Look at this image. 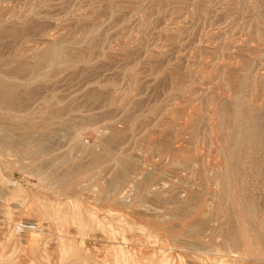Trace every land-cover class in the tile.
Returning <instances> with one entry per match:
<instances>
[{
    "label": "rangeland",
    "instance_id": "rangeland-1",
    "mask_svg": "<svg viewBox=\"0 0 264 264\" xmlns=\"http://www.w3.org/2000/svg\"><path fill=\"white\" fill-rule=\"evenodd\" d=\"M46 44L68 51L12 70ZM3 75L36 95L0 107V264H264L248 235L264 220V0H0ZM240 103L263 114L243 186L223 135ZM122 157L132 168L111 184Z\"/></svg>",
    "mask_w": 264,
    "mask_h": 264
},
{
    "label": "bare ground",
    "instance_id": "bare-ground-1",
    "mask_svg": "<svg viewBox=\"0 0 264 264\" xmlns=\"http://www.w3.org/2000/svg\"><path fill=\"white\" fill-rule=\"evenodd\" d=\"M56 43V42H55ZM67 46L65 45H62V44H46L45 47L39 51V52H35L36 53V59L33 60L31 63H29L26 59H22V58H18L16 57V60L18 61H15L16 65L14 66L13 65V69L17 74H25L26 72L28 73H33L34 75L36 74L35 72L39 71L40 67L42 65H44L46 62H50L48 60H51V59H56L58 58L59 55L62 54V51H66L67 50ZM68 51V50H67ZM15 58V57H14ZM14 58H11L14 59ZM8 61V60H7ZM54 61V60H53ZM66 62H69L70 63V59H67ZM2 63H5V61ZM8 63V62H7ZM9 63H11L9 61ZM68 63V64H69ZM49 64V63H48ZM51 64V63H50ZM9 65V64H8ZM8 67V66H7ZM9 68V67H8ZM7 69V68H6ZM3 71V70H2ZM13 71V72H14ZM7 72V71H6ZM14 72V73H15ZM40 72V71H39ZM11 73V72H10ZM15 73V74H16ZM38 73V72H37ZM5 74V73H4ZM16 74V75H17ZM15 75V76H16ZM27 75V74H26ZM6 76V75H5ZM9 76V75H8ZM32 76L31 78H28V83H32L33 81H31V79H35V76L33 75H30ZM40 76V75H39ZM7 77V76H6ZM6 77L3 76H0V107L4 110H7V111H10L12 109H15V110H23L25 108L26 110V107H28V105L31 103L32 99L35 97L36 93L34 91H26V87H24V83H27V82H23V81H20V78H19V82H8V80L6 79ZM16 78H18V75L16 76ZM12 79V77H11ZM38 82V81H37ZM27 85V84H26ZM38 86V85H37ZM106 92V91H105ZM104 92V93H105ZM101 93V92H100ZM39 94V93H38ZM39 97V96H38ZM37 98V97H36ZM101 99V98H100ZM34 100V99H33ZM238 100V99H237ZM240 100V99H239ZM95 101V100H94ZM237 102V101H236ZM237 104V103H236ZM244 104V103H243ZM69 107V106H68ZM229 105L227 106L226 104V101L225 103L223 102V104H221L220 106L217 107L216 109V113H217V116H218V128L221 129L224 124H225V121L227 120V115L230 114L229 110H230V107ZM65 108H60L58 107L57 105L55 106L54 104H50L47 106V109L44 110V113H47L48 115L46 116H50V119L51 120H55V119H58L59 116L63 115V111H64ZM65 112V111H64ZM32 113V112H31ZM232 113V112H231ZM107 114V113H106ZM31 115V114H30ZM260 115H263L261 113H259V110L252 106V107H243L242 103H240L239 107H238V111L237 113L233 114L232 116V122H233V126H232V130L230 133H227V134H223L225 135L224 136V142L226 143V146H229V156H230V164H231V172L233 173L234 177L236 178V182L238 184H240L241 186H243V183H245V180L244 177V172L245 170L247 171V168H249L248 166L250 164H252V162L250 161L251 160V157L249 159V156H248V153H253L258 149L257 146H258V143L259 141H261L262 139V136H261V133H263L259 127V122H260ZM10 116V115H8ZM33 116V115H32ZM67 116V115H66ZM60 118V117H59ZM64 118V117H63ZM42 119H44L42 117ZM47 120V119H46ZM262 120V119H261ZM45 121V120H44ZM45 124H43L42 126V129H46L47 127V122H44ZM48 122H50L49 120V117H48ZM246 122L248 124V126H246L245 128H242L240 129V131H238V128L239 126L243 123V122ZM23 122V121H22ZM68 122V121H67ZM51 123V122H50ZM62 123V122H61ZM1 124V123H0ZM25 124V123H23ZM64 124V123H63ZM263 124V122L261 121L260 122V125ZM2 125V124H1ZM66 125V123L64 124ZM63 125V126H64ZM69 125V124H67ZM70 126V125H69ZM29 129H35L34 126H28ZM65 127V126H64ZM263 127V126H261ZM5 127L0 126V129H2V132L4 133L5 132ZM67 128V127H65ZM70 129V128H68ZM7 131L9 132V130L7 129ZM30 133V132H29ZM31 133H32V130H31ZM27 134L25 135H21V139H26ZM44 136V135H43ZM115 136V135H113ZM39 137V136H38ZM110 138V137H109ZM108 138V139H109ZM114 138V137H112ZM106 139V138H105ZM103 139V140H105ZM32 140V139H31ZM107 140V139H106ZM105 140V141H106ZM236 140L238 142H236ZM22 141V140H21ZM109 141H111L109 139ZM53 142V141H52ZM263 142V141H262ZM1 143V141H0ZM7 143V142H6ZM55 143V142H54ZM103 143V142H102ZM109 143V142H108ZM108 143H106L108 145ZM264 143V142H263ZM19 144V143H17ZM105 144V143H104ZM260 145V144H259ZM103 146V145H102ZM106 145H104L105 147ZM261 146H262V143H261ZM41 148V151L42 149H44L43 145L42 146H39ZM38 147V148H39ZM107 147V146H106ZM104 150H102V153L100 154V157L98 159H104V158H107L108 157V152L106 151V148ZM260 148V146H259ZM250 150V152H249ZM260 150V149H259ZM261 151V150H260ZM259 151V152H260ZM257 152V151H256ZM255 152V153H256ZM258 153V152H257ZM62 154V153H61ZM65 154V153H64ZM261 154V153H260ZM99 155V154H98ZM255 154H253L254 156ZM258 156V154H257ZM261 157V156H260ZM59 158V157H58ZM95 158V157H94ZM247 158L249 159V162L247 160ZM253 158V157H252ZM257 158V157H255ZM62 159V158H61ZM64 159V157H63ZM97 159V160H98ZM130 159V158H129ZM56 160V159H55ZM66 159H64L65 161ZM59 161V160H58ZM248 162V163H247ZM251 162V163H250ZM55 163V162H53ZM63 163V162H62ZM91 163V162H90ZM119 163L120 165L118 166V168L116 169L115 173H114V176L112 177L111 179V184H117L118 182H120L122 180V178H124V175L126 172H128L129 170H131L132 168V163L131 161L128 160V158H120L119 159ZM247 163V164H246ZM52 164V162H51ZM93 164V163H92ZM253 164H254V160H253ZM252 164V165H253ZM255 164H256V161H255ZM44 165H46L44 163ZM259 165V163H258ZM255 166V165H254ZM43 167V168H42ZM51 167V166H50ZM49 167V168H50ZM252 167V166H251ZM256 167V166H255ZM56 168V167H55ZM36 172L39 173H42L44 172V170L46 169L45 166L43 165H40V166H36ZM44 169V170H43ZM255 169V168H254ZM253 169V170H254ZM52 171V170H51ZM250 171V170H249ZM64 172V171H63ZM253 173V171H250ZM257 172V171H256ZM50 173V172H49ZM225 173V172H223ZM222 173V175H224ZM65 174V173H64ZM247 174V173H246ZM249 174V172H248ZM257 174V173H256ZM250 175V174H249ZM49 176V174H48ZM255 176V175H253ZM252 176V177H253ZM47 177V176H46ZM62 177V176H61ZM247 177V175H246ZM251 177V178H252ZM256 177V176H255ZM221 178H223L225 180V176H222ZM250 178V177H249ZM56 180V181H63L64 182H68L69 179H70V176H65L64 177V180H62V178L60 177H53L52 180ZM55 181V182H56ZM247 182V181H246ZM251 182V181H250ZM249 182V183H250ZM248 183V184H249ZM246 184V183H245ZM65 184H61V186H63ZM65 186L68 187L69 189V186L66 184ZM224 186V185H223ZM257 186V184H256ZM246 187V186H245ZM249 187V186H248ZM250 188V187H249ZM249 188H247L249 190ZM257 189V187L255 188ZM254 191V190H253ZM226 191L224 190L223 191V194H225ZM247 192V191H246ZM247 194L249 195L250 193L247 192ZM246 194V195H247ZM253 194V192H252ZM247 197L245 196H242V199L240 201V207L241 209L248 215H252V213L255 211V204H254V200L251 196H248ZM256 195V194H255ZM259 212V211H258ZM54 215V214H53ZM62 216V215H61ZM55 218V217H53ZM57 218V217H56ZM63 219V218H62ZM56 220V219H55ZM59 220V219H58ZM231 222V221H230ZM196 229V228H195ZM228 237H229V242H231L232 245H239L240 242L237 240V238H235V235L233 234V232L231 231V229L229 228L228 230ZM248 235L254 237V239L256 240V242H260L262 243L263 240H264V220L260 222L259 224V230H254V229H249L248 230ZM246 237V234L243 236V240L244 238ZM246 242V245L248 246L249 242H248V238H246L244 240ZM243 241V243H245ZM254 243V242H253ZM261 254V252L259 253Z\"/></svg>",
    "mask_w": 264,
    "mask_h": 264
}]
</instances>
